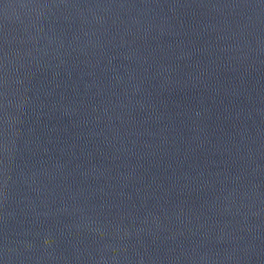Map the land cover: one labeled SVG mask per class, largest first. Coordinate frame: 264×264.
<instances>
[{"label":"water","instance_id":"water-1","mask_svg":"<svg viewBox=\"0 0 264 264\" xmlns=\"http://www.w3.org/2000/svg\"><path fill=\"white\" fill-rule=\"evenodd\" d=\"M0 264H264V149L0 163Z\"/></svg>","mask_w":264,"mask_h":264}]
</instances>
